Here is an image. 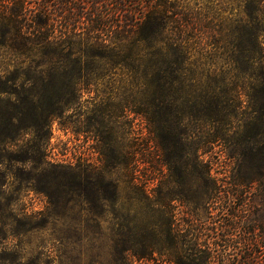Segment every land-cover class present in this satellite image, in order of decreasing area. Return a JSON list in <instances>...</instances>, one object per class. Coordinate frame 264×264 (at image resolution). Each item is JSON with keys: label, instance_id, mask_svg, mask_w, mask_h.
<instances>
[{"label": "trees", "instance_id": "1", "mask_svg": "<svg viewBox=\"0 0 264 264\" xmlns=\"http://www.w3.org/2000/svg\"><path fill=\"white\" fill-rule=\"evenodd\" d=\"M147 1L0 0L2 243L28 231L37 218L25 207L20 209L22 212L17 211L23 203V192L33 191L52 199L58 197L54 195L56 189L64 192L68 186H74L79 194L86 195L93 220L99 223L103 217L110 223L109 248L118 254L117 263L131 264L136 260L210 264L216 259L217 252L201 254L198 236L190 245L182 225L176 222L177 203L200 205L221 193L217 182L211 180L210 163L202 159L209 152L207 145L215 143L216 137L200 145L202 137L191 135L181 139L171 130V90L175 86L179 90L184 87L182 74L188 60L182 40L185 26L179 23L184 15L177 9L171 11L172 6L163 0H151L154 5L149 9L145 5ZM247 3L253 10L264 9V0ZM169 21L178 38L170 43L173 55L161 53L158 61L155 36L162 34ZM254 37L257 43L261 36ZM139 44H145L149 52L141 53ZM258 52L255 48L251 54ZM124 73L134 75L128 92L135 94L118 101L121 109L111 112L117 118L109 124L112 128L121 129L123 125L131 129L130 114L141 117L149 130L150 143L156 147V161L140 160L137 146L133 150L132 145L133 152H129L128 146L123 148L121 139L95 134L98 163H51L47 150L52 124L61 122L79 102L80 97L75 95L96 90L101 83L108 85L106 78L111 74ZM13 89L16 92L40 89L41 95L37 100L21 95L14 100ZM110 100L106 102L111 103ZM188 103L186 116L189 124L194 125L203 118L216 119L221 109L228 115L234 111L229 101H220L209 90L190 96ZM257 103H260L258 97ZM97 112L98 109L94 114ZM103 115L102 112L87 130L104 127ZM104 128H108L107 124ZM131 131L126 132L124 142L138 140L130 137ZM32 132H44V135L29 141L26 136ZM183 146L185 154H177L176 150L182 147L183 151ZM32 153L41 157V166L33 167L34 172L29 171L23 177L17 197L8 196L10 173L20 162H31ZM142 162L148 165L141 171ZM193 180L202 181L205 188L195 194L189 189ZM227 236L224 234L219 239L225 245L229 242L224 238ZM250 238V245L240 248V256L245 255L242 264H253L255 255L261 252L256 248L258 241ZM8 262L12 263L0 256V264ZM95 264L103 263L97 260Z\"/></svg>", "mask_w": 264, "mask_h": 264}, {"label": "rangeland", "instance_id": "2", "mask_svg": "<svg viewBox=\"0 0 264 264\" xmlns=\"http://www.w3.org/2000/svg\"><path fill=\"white\" fill-rule=\"evenodd\" d=\"M163 1L174 7L171 11L177 9L184 15L179 23L185 26L182 40L188 59L182 74L184 84L181 86L184 87L179 90L175 86L171 90V130L181 139L191 135L202 137L200 145L216 137L215 143L207 145L209 152L203 154L202 159L210 163L211 180L217 182L221 191L216 199L200 205L177 203L176 222L182 225L190 245L198 236L201 254L217 252L210 264H242L245 255L240 256V248L249 244L250 237L258 241L256 248L262 252L255 255L253 264H264V9L249 8L248 0ZM145 5L150 9L154 4L148 0ZM173 26L171 21L167 22L162 34L155 36L154 52L158 61L161 53L173 55L170 43L178 38ZM258 34L261 37L255 43L254 36ZM144 46L139 44V50L147 54L149 50ZM255 48L259 52L251 54ZM133 76L111 74L106 78L108 85L101 83L96 90H84L75 95L80 97L79 102L61 122L52 124L47 150L51 163H98L95 134L121 139L123 148L128 146L129 152L137 146L140 160L156 161V147L150 143L149 130L141 117L130 114L131 129L123 125L121 129L112 128L109 124L116 117L111 112L120 108L118 101L123 96H134L135 92H128ZM208 90L220 101H229L234 111L228 115L221 109L214 120L203 118L195 125L189 124L186 111L190 96ZM19 95L37 100L41 90L16 92L13 89L12 98L17 100ZM111 97H115V102ZM109 100L111 103L106 102ZM102 112L104 117L101 118L108 128H104L105 124L97 130H87ZM130 130V137H138V140L124 142ZM43 135L44 132H32L26 138L31 141ZM183 149L179 147L176 153L185 154L186 147ZM32 155L31 162L14 166L7 180L8 196L17 197L23 177L34 172L33 167L41 166L38 153ZM147 165L140 163V170ZM195 181L189 184V189L196 194L205 187L202 181ZM70 187L64 192L56 189L54 195L58 197L52 199L33 191L22 193L23 203L17 211L20 213L25 207L37 218L20 236L9 238L5 243L0 240V256L12 261L8 264H95L97 260L103 264H120L115 260L118 254L109 248L110 223L103 217L96 223L86 195ZM224 234H228L224 237L229 240L226 245L219 240ZM214 241L217 242L214 244ZM159 262L133 260L131 264H163Z\"/></svg>", "mask_w": 264, "mask_h": 264}]
</instances>
